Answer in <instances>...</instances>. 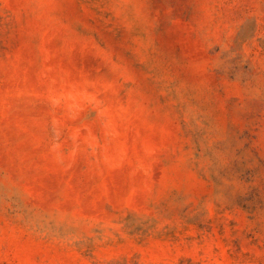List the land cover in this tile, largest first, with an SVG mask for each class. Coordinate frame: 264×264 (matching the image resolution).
Masks as SVG:
<instances>
[{
  "label": "rangeland",
  "instance_id": "1",
  "mask_svg": "<svg viewBox=\"0 0 264 264\" xmlns=\"http://www.w3.org/2000/svg\"><path fill=\"white\" fill-rule=\"evenodd\" d=\"M0 264H264V0H0Z\"/></svg>",
  "mask_w": 264,
  "mask_h": 264
}]
</instances>
